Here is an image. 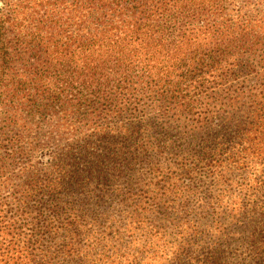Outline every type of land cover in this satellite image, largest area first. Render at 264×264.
<instances>
[{
	"label": "trees",
	"instance_id": "1",
	"mask_svg": "<svg viewBox=\"0 0 264 264\" xmlns=\"http://www.w3.org/2000/svg\"><path fill=\"white\" fill-rule=\"evenodd\" d=\"M146 262L264 264V0H0V264Z\"/></svg>",
	"mask_w": 264,
	"mask_h": 264
},
{
	"label": "rangeland",
	"instance_id": "2",
	"mask_svg": "<svg viewBox=\"0 0 264 264\" xmlns=\"http://www.w3.org/2000/svg\"><path fill=\"white\" fill-rule=\"evenodd\" d=\"M139 261V260H138ZM138 261H136V263L138 262ZM158 262V261H157ZM157 262H146L145 264H159V263H157ZM139 263V262H138Z\"/></svg>",
	"mask_w": 264,
	"mask_h": 264
}]
</instances>
